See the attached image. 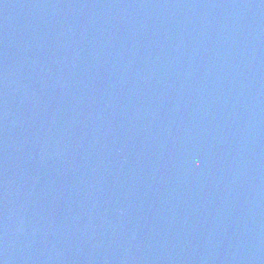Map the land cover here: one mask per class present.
I'll use <instances>...</instances> for the list:
<instances>
[{"label":"water","instance_id":"water-1","mask_svg":"<svg viewBox=\"0 0 264 264\" xmlns=\"http://www.w3.org/2000/svg\"><path fill=\"white\" fill-rule=\"evenodd\" d=\"M3 264H264V0H0Z\"/></svg>","mask_w":264,"mask_h":264},{"label":"snow or ice","instance_id":"snow-or-ice-1","mask_svg":"<svg viewBox=\"0 0 264 264\" xmlns=\"http://www.w3.org/2000/svg\"><path fill=\"white\" fill-rule=\"evenodd\" d=\"M0 264H3V262H2V261H0Z\"/></svg>","mask_w":264,"mask_h":264}]
</instances>
